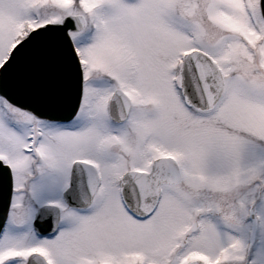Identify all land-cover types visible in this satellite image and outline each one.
<instances>
[{
	"label": "snow or ice",
	"instance_id": "1",
	"mask_svg": "<svg viewBox=\"0 0 264 264\" xmlns=\"http://www.w3.org/2000/svg\"><path fill=\"white\" fill-rule=\"evenodd\" d=\"M0 264H264V0H0Z\"/></svg>",
	"mask_w": 264,
	"mask_h": 264
}]
</instances>
